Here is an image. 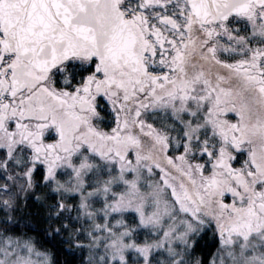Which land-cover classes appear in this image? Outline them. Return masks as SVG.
Masks as SVG:
<instances>
[{
    "label": "rangeland",
    "instance_id": "rangeland-1",
    "mask_svg": "<svg viewBox=\"0 0 264 264\" xmlns=\"http://www.w3.org/2000/svg\"><path fill=\"white\" fill-rule=\"evenodd\" d=\"M177 8L186 9L182 4ZM143 14L151 18L146 23L154 26V32L165 30L164 38L170 35L159 24L156 10ZM247 18L249 15L240 19V29L231 32L223 28L228 39L222 42L229 56L264 49V28ZM183 23L184 18L179 20L180 26ZM175 34L185 39L184 32ZM238 43L241 46L237 48ZM187 45L193 42L189 40ZM156 60L160 61L158 57ZM10 61V55L2 60L4 66ZM156 66L160 64L156 62ZM156 66H150L152 76L159 75ZM40 86L48 89L46 83ZM47 92L58 97L52 89ZM80 94L69 91L64 102L73 105L80 100L85 106ZM158 106L138 105L123 115L113 104L117 122L112 131L95 128L94 115L87 116L85 134L96 138L95 143L86 140L57 162L42 164L53 189L64 201L70 199L68 206L73 204V216L79 225L74 233L83 234L89 264H198L191 248L196 236L210 226L215 227L220 241L210 264H264V219L255 220L250 215L254 206L258 212L264 211V150L259 145V131L253 126L258 122L254 117L259 115L257 102L246 103L243 115L240 113L241 121L248 126V130L241 128L245 138L239 144L241 150L221 144L230 135L222 132L213 117H204V126L216 129L207 132L201 128L200 115L194 108H186L181 102ZM63 108L70 110L66 105ZM233 119L228 118V125ZM36 122L49 126L46 117ZM29 124L22 119L18 128L2 127L0 152L14 159V165L26 167L30 177L33 164L41 161L40 151L22 130ZM105 141L110 145L113 141L115 147L110 151ZM129 141L136 144L128 148ZM2 164L7 167V163ZM248 171L256 174L248 178ZM217 178L228 182L229 188H220ZM225 195L230 199L223 205ZM50 262V254L38 250L31 240L0 238V264Z\"/></svg>",
    "mask_w": 264,
    "mask_h": 264
},
{
    "label": "flooded vegetation",
    "instance_id": "flooded-vegetation-1",
    "mask_svg": "<svg viewBox=\"0 0 264 264\" xmlns=\"http://www.w3.org/2000/svg\"><path fill=\"white\" fill-rule=\"evenodd\" d=\"M115 1L124 11L129 27L136 36V65L94 54L87 58H70L59 67L42 72L5 49L1 38L0 130H3L2 127L18 128L22 119L28 121L30 124L22 130L28 133L31 143L40 151V163L49 164L57 162L67 152L76 151L86 140H96L85 134L87 130L83 125L87 116L94 115L92 123L95 128L107 130L106 123H109L112 131L117 122L113 104L126 115L131 109H137L138 105L161 107L167 102H181L186 108L195 109V113L200 115L201 128L207 132H216L213 126L203 124L207 115L213 117L222 132L230 135V139L221 144L228 147L233 145L235 150H241L239 144L245 140L241 128L248 130V126L241 121L240 113L243 115L246 103L254 101L257 102L259 115L254 114L258 122L254 121L253 126L255 131H259V145L264 150V49L243 52L234 57L226 53L227 48L222 42L228 39L223 28L231 32L234 28L240 29L243 27L242 17L249 15V22L264 28V6L252 3L246 13L231 15L218 22L203 23L192 14L187 0ZM179 4L186 9L179 10ZM153 10L158 12L159 24L170 32L167 38H164L165 30L156 33L154 26L146 23L151 18L143 13ZM182 18L185 23L180 26L179 20ZM231 24L234 26H229ZM217 28L223 30L219 32ZM178 31L184 32L185 39L176 36ZM189 40L193 45H187ZM236 45L237 48L241 46L239 43ZM6 55L11 56V61L4 66L2 60ZM156 62L160 66H156ZM152 65L158 68V76L151 75ZM45 83L59 98L49 95L48 89L40 86ZM17 88L19 90L14 92ZM73 90L81 93L79 99L83 100L85 106L81 105L80 100L73 105L64 102V97ZM63 105L70 110L66 111ZM105 114L108 115L107 122ZM41 117L47 118L49 126L43 127L36 122ZM229 117L234 118L231 125H228ZM237 133L240 137L235 135ZM129 142L126 145L128 148L136 144ZM105 143L110 151L115 147L113 141L111 145L107 141ZM255 174V171H248L247 177ZM227 183L221 179L218 186L227 188ZM241 185L244 187L246 184L241 182ZM252 209L254 212L250 215L255 220L264 219V215H259L260 212L264 214L263 210L258 212L255 206Z\"/></svg>",
    "mask_w": 264,
    "mask_h": 264
},
{
    "label": "water",
    "instance_id": "water-1",
    "mask_svg": "<svg viewBox=\"0 0 264 264\" xmlns=\"http://www.w3.org/2000/svg\"><path fill=\"white\" fill-rule=\"evenodd\" d=\"M187 1L203 23L246 13L252 3L264 6V0ZM128 23L115 0H0L3 47L42 72L94 54L136 65Z\"/></svg>",
    "mask_w": 264,
    "mask_h": 264
},
{
    "label": "trees",
    "instance_id": "trees-1",
    "mask_svg": "<svg viewBox=\"0 0 264 264\" xmlns=\"http://www.w3.org/2000/svg\"><path fill=\"white\" fill-rule=\"evenodd\" d=\"M106 125L110 131V124ZM13 160L0 152V238L31 240L38 250L50 254V264H89L83 234L74 233L79 225L73 216V204L68 206L70 199L64 201L53 189L42 164H33L35 167L29 177L26 167L14 165ZM2 163H7V167ZM261 182L264 185V181ZM229 199L225 195L222 204ZM74 200L71 199L73 203ZM219 244L215 227L206 228L196 236L191 248L192 258L198 264H210Z\"/></svg>",
    "mask_w": 264,
    "mask_h": 264
}]
</instances>
